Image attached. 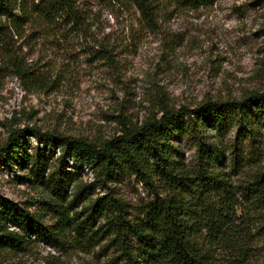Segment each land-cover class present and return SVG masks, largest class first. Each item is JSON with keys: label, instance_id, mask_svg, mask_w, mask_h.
<instances>
[{"label": "rangeland", "instance_id": "rangeland-1", "mask_svg": "<svg viewBox=\"0 0 264 264\" xmlns=\"http://www.w3.org/2000/svg\"><path fill=\"white\" fill-rule=\"evenodd\" d=\"M156 2L154 28L134 4L82 0L87 16L82 31L57 32L30 45L28 32L16 36L18 50L42 64L49 83L25 89L0 54V145L12 128L24 127L101 144L121 132L122 117L141 123L159 111L162 100L191 109L206 100L240 98L248 90L264 92V0H207L197 7ZM104 47L114 49L115 63L101 57ZM203 133L220 152L206 165L230 185L240 225L237 247L213 249L214 262L264 264L263 209L247 189L264 172V126L254 139L235 125L217 130L207 124ZM20 141L22 158L0 157V208L9 201L46 226L56 224L51 204L60 200L36 176L33 159L40 157L46 179L71 172L64 205L74 224L56 247L4 220L8 230L26 241L21 249H0V264H128V252L143 263L141 243L129 238L124 252L104 217L92 215L84 233L76 225L88 217L98 197L118 199L127 218L139 222L145 205L155 198L154 184L161 182L147 183L125 169L103 177L72 157L63 160L61 144H45L32 134ZM172 143V155L193 173L202 164L195 138L179 134ZM76 194L80 196L70 206Z\"/></svg>", "mask_w": 264, "mask_h": 264}, {"label": "trees", "instance_id": "trees-1", "mask_svg": "<svg viewBox=\"0 0 264 264\" xmlns=\"http://www.w3.org/2000/svg\"><path fill=\"white\" fill-rule=\"evenodd\" d=\"M82 0H0V54L25 89L44 88L49 83L48 71L38 61L26 58L16 46L15 37L26 32L27 45L32 40L49 38L65 30L80 32L86 26L87 16L80 8ZM134 4L150 28L156 26L157 0H101ZM181 5L201 6L207 0H168ZM101 57L115 63L112 47H104ZM217 130L235 125L238 132L251 135L264 126V92L248 90L240 98L206 100L195 108H176L162 100L159 111L141 123L122 117L118 135L98 144L84 137L61 135L37 127L12 128L7 141L0 145V157L20 159L24 146L21 137L32 134L41 142L63 148L62 159L72 157L77 163L88 165L104 177L125 169L140 175L147 183L155 180V198L143 209L139 222L126 216L124 205L118 200L106 201L98 197L90 205V214L76 228L84 233L92 215L105 218L107 228L127 249L129 238L141 243L142 262L131 253L128 264H216L212 250L223 244L237 247V202L221 174L209 168L210 160L220 156L218 148L204 140V126ZM192 135L197 141L202 164L190 173L173 155L172 140L176 135ZM27 153V152H26ZM40 184L49 187L60 203L51 204L58 215L55 225L46 226L28 212L9 201L0 208V249L23 248L26 238L18 231L8 230L6 220L35 234L39 239L59 247L63 236L74 220L67 212L68 181L71 172L44 176L43 161L33 159ZM68 164V163H67ZM211 164V163H210ZM69 166V165H67ZM255 194L264 214V172L247 186ZM222 190V191H221ZM80 196L76 194L70 206ZM2 220V222H1ZM82 242V239H77ZM127 252V251H126ZM242 256H244L241 251Z\"/></svg>", "mask_w": 264, "mask_h": 264}]
</instances>
